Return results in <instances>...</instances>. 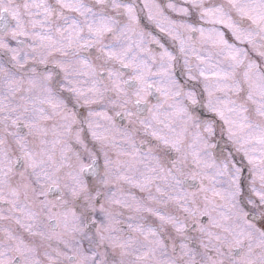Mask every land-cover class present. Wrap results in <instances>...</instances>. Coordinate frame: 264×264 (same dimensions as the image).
Segmentation results:
<instances>
[{"label":"snow or ice","instance_id":"snow-or-ice-1","mask_svg":"<svg viewBox=\"0 0 264 264\" xmlns=\"http://www.w3.org/2000/svg\"><path fill=\"white\" fill-rule=\"evenodd\" d=\"M0 264H264V0H0Z\"/></svg>","mask_w":264,"mask_h":264}]
</instances>
